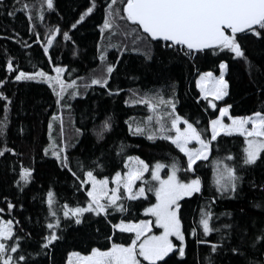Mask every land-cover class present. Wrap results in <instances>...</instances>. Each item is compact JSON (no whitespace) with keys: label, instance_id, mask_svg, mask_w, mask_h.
<instances>
[{"label":"trees","instance_id":"16d2710c","mask_svg":"<svg viewBox=\"0 0 264 264\" xmlns=\"http://www.w3.org/2000/svg\"><path fill=\"white\" fill-rule=\"evenodd\" d=\"M91 3L92 0H53V8L48 9L45 0H0V80L3 81L0 94L7 98L0 100V121L7 116V127L0 134V150L12 149L0 156V216L12 221L14 236L20 238L15 241L20 245L18 252L25 256L26 264H66L70 252L86 255L91 248L104 250L112 242L127 245L133 235L114 230L112 224L148 219L144 208L155 202L151 191L136 200H128L125 196L118 203L123 204L126 211L110 208L107 217L85 213L82 223L75 224L64 217L63 206H85L87 196L83 190H78L79 180L62 168L52 155L60 148L65 149L61 157H69L73 171L81 178L77 161L83 164V170H93L97 179L107 177L110 180L116 171H126L123 161L128 156L139 157L150 167L157 162L167 166L175 161L180 168V179L200 178L201 193L179 202L186 255L181 258L170 254V258H165L167 264H204L206 256L212 264H248L250 260H264V244L250 247L255 235L264 228V189L261 188L264 160L243 167L244 138L238 133L219 135L210 145L208 159L197 161L194 172H186L185 156L169 141L160 138L150 141L146 136L129 132V124L143 127L146 118L153 116L151 125L154 128L156 120L146 105L124 102L145 93L161 95L166 100L171 98L175 102V114L187 119L205 138H210L209 121L219 116V108L230 106L228 114L231 116L251 115L264 108V40L250 33L238 34L248 63L234 59L227 51L214 55L207 50V55L189 57L164 48L162 42L151 41L139 30L131 32L133 26L125 27L126 22L118 16L113 32L106 30L102 34L107 6L113 4L112 11L122 15L126 0H114V3L113 0H95L93 13L73 29L71 25ZM25 5H28L26 9ZM9 12L14 14L9 15ZM53 31L57 35L46 56L43 46ZM65 31L69 33L68 40L63 37ZM146 51L148 59L144 55ZM100 52L104 53L105 61L100 60ZM221 60L227 65L224 78L229 86L228 95L215 101L217 107L211 108L205 99H199L196 79L206 72L219 75ZM9 62L13 66L11 72L7 68ZM107 63L115 65L108 84L105 87L91 85V78L105 74ZM56 66L65 69L61 78L66 83L76 81L75 88H69L62 97L64 107L57 105L53 89L42 80L14 79L17 69L27 73L43 71L54 76L52 69ZM72 91L78 95L70 96ZM5 104L8 105L7 113ZM161 108L163 112L172 111L171 107ZM106 117L111 120L110 129L103 133L104 139L98 140L96 132ZM164 122L166 127H171L167 116ZM121 145L124 146L122 152L119 151ZM229 155L233 157L230 161L226 159ZM97 157L102 167L93 163ZM217 160L234 166L242 177L238 191L230 194V198L216 192L213 168ZM21 167L31 170V178L26 183L20 180ZM167 171L165 167L164 172ZM149 174L146 172L145 178ZM144 187L147 188L145 184ZM49 190L54 194L57 217L48 215ZM8 203L13 205L12 209H8ZM257 203L261 206L255 207ZM202 208L211 211L210 226L219 229L208 237L203 236L199 226ZM55 219L60 221L55 229L58 239L43 249L40 247L42 237L50 231L46 225ZM194 227L197 236L192 235ZM156 231L154 228L153 232ZM221 236L225 239L220 240ZM198 237L218 243L220 248L211 253L209 244L196 243ZM237 245L243 255L230 250Z\"/></svg>","mask_w":264,"mask_h":264},{"label":"snow or ice","instance_id":"6c2138e0","mask_svg":"<svg viewBox=\"0 0 264 264\" xmlns=\"http://www.w3.org/2000/svg\"><path fill=\"white\" fill-rule=\"evenodd\" d=\"M48 9L53 8V0H45ZM114 3V0H113ZM25 9L28 5L24 6ZM96 7L95 0H92L91 6L82 12L79 18L71 25L73 29L81 24L85 18L93 13ZM113 4H109L105 9L103 23L101 25V33L106 30L113 32L115 24L114 20L118 16L120 20L126 22L125 27L131 25L130 31L139 30L150 38L152 41L163 42V47L174 51L183 52L186 56L195 57L199 54L207 55V50L215 55L218 52L227 51L232 54L234 59H242L248 63L245 50L240 44V37L237 34H251L259 40H264V0H126L122 6V15L112 11ZM14 13L9 12V15ZM39 15V13H38ZM57 35L56 31L51 32L47 36V44L43 46L44 54H49V45L52 44L53 38ZM65 40H68L69 33H63ZM139 39V37H137ZM112 46V45H109ZM126 49H120L125 51ZM138 51V49H133ZM75 55V53H73ZM148 59L149 53H144ZM101 61H105L106 57L103 52L99 56ZM226 63L221 60L219 64L220 75L213 76L211 72L202 73L196 81L197 88L200 90L208 106L216 108L215 101L222 100L228 95V82L224 78ZM8 71H13L11 62L7 64ZM115 68L114 64L107 63L104 69L105 74L99 77H93L90 80L91 85L105 87L108 84V77ZM55 73L50 76L43 71H35L27 73L25 71L16 70L14 79L22 80H42L53 89L56 96L58 106L64 107L62 97L69 88H75L76 81L66 83L62 78L65 69L56 66L52 69ZM0 84L3 81L0 80ZM58 89V90H57ZM112 93L109 92V95ZM78 95L76 91H72L70 96ZM135 95V94H134ZM211 97V99H209ZM6 97L0 94V100ZM125 104H141L146 105L149 112L153 113L156 120V126L153 128L151 121L153 116H149L144 121V126L129 124V132L134 135H143L150 141L157 138L164 139L173 144L187 158L186 172H194V165L199 160H207L210 145L221 134L232 135L238 133L244 138L243 155L241 157V165L243 167H251L258 161L264 160V108L253 112L246 116L229 115V107L219 108V116L209 121V129L211 131L210 138H205L200 130L193 126L187 119L175 114V102L173 99H164L161 95L149 96L145 93L142 97H137L131 101L125 100ZM161 106L171 107V112H163ZM4 111L7 113L8 105H4ZM164 116H167L171 127H166ZM227 116L230 123H224L222 118ZM53 119H56L53 116ZM126 123H128L126 121ZM183 123V128L179 125ZM111 120L106 117L101 122L99 130L96 132L98 140L104 139L103 133L110 129ZM250 125V127H248ZM61 126L63 121L61 120ZM7 127V116L0 121V134ZM49 130L53 125L50 122ZM80 132V129H77ZM172 133H175L174 135ZM51 139V137H50ZM195 142L197 148H189L191 142ZM124 146L121 145L119 151H123ZM12 149L0 150V156L5 152H11ZM64 148L53 151L52 155L56 158L57 163L62 168L68 169L73 177L79 180V189L85 192L87 202L85 206L69 207L68 204L63 206V215L65 218L73 220L77 225L82 223L81 217L85 213H91L99 216L107 217L108 210L124 212L126 208L123 204L118 203L126 196L128 200H136L138 197L145 195L146 191H151L155 195V203H151L144 208L147 216L154 217L155 227L161 229L159 235L152 233V222L142 219L137 223H114L113 229L124 233H132L131 243L127 245L112 242L109 247L104 250L93 247L86 255L79 252H70L68 254L67 264H167L166 257L170 258V254L179 255L183 258L185 252V232L182 230V219L179 215L180 204L178 203L184 197H192L194 194L201 193L200 178H191L182 180L177 176L180 170L179 165L173 161L171 165H165L157 162L153 166H149L139 157L128 156L123 161L127 171H116L109 178L97 179L93 170H83V164L77 161V165L82 172L83 178L77 175L71 167V161L67 155L61 157ZM45 155L48 149L44 150ZM15 154V153H13ZM232 160L231 155L226 157ZM97 167H102L100 158L97 157L93 161ZM213 168V183L216 192L221 197L235 194L238 191V182L242 177L237 174L234 166L224 164L222 161H215ZM167 167L166 178L161 175V169ZM151 173V180L155 184L145 188L146 183L143 179L144 173ZM31 178V170L21 167L20 180L27 182ZM137 181H141V187L134 188ZM109 183L113 186L109 188ZM85 185L90 187L85 188ZM255 187V185H253ZM123 193H120V189ZM264 189V185H261ZM48 215L57 217V211L54 209V194L51 190L47 193ZM255 207L261 205L257 203ZM8 209H12L13 205L8 203ZM2 211V209H0ZM211 211L201 209L199 226L203 236L208 237L213 231L219 232L218 228L210 226L212 217ZM58 219L47 223L46 227L49 231L48 235L42 237L40 247L47 249L53 241L58 239L55 229L59 226ZM228 228L229 225H224ZM192 235L197 236V229H192ZM171 237H175L179 244H175ZM19 237L14 236L12 221L0 220V264H26L24 255L18 252L20 245ZM111 241V237H108ZM225 237L221 236L220 240ZM243 239V237H241ZM197 244H209L211 253H216L220 248V244L209 242L202 238H197ZM257 244H264V228H261L259 234L255 235L250 247L255 248ZM233 253L243 255L240 246H233L230 249ZM15 254V255H14ZM39 254V253H37ZM199 264V262H198ZM204 264H212V260L208 256L204 258ZM248 264H264V260L249 261Z\"/></svg>","mask_w":264,"mask_h":264},{"label":"rangeland","instance_id":"374dc122","mask_svg":"<svg viewBox=\"0 0 264 264\" xmlns=\"http://www.w3.org/2000/svg\"><path fill=\"white\" fill-rule=\"evenodd\" d=\"M54 38H55V37H54ZM54 38H53V41H54ZM48 47H50V45H49ZM53 74L55 75L54 72H53ZM219 75H220V72H219ZM219 75H217L216 77H218ZM224 75H225V73H224ZM213 76H214V75H213ZM199 77H200V75L198 76L197 79H199ZM197 79H196V81H197ZM196 88H197V85H196ZM197 90H198L199 93H200L199 88H197ZM209 98L211 99V97H209ZM199 99H204L203 97H201V94H200V98H199ZM218 101H220V100H218ZM222 120H223L224 123H230V121L228 120V117H227V116L223 117ZM179 127L183 128V123H181V124L179 125ZM248 127H250V125H248ZM209 132H210V136H211V131H210V129H209ZM174 134H175V133H174ZM221 135H224V134H221ZM188 147H189V148H197L198 145L193 141V142H191V143L188 145ZM175 148H176V147H175ZM176 149H177V148H176ZM177 150H178V149H177ZM178 151H179V150H178ZM182 154H183V153H182ZM209 154H210V150H209ZM183 155H184V154H183ZM208 157H209V155H208ZM185 159H186V162H187V158H186V157H185ZM199 161H202V160H199ZM164 169H165V168L161 169V175H162L163 177L166 178L167 172L165 173V172H164ZM126 171H127V169H126ZM145 175H146V172L144 173V177H143V179H144V181L146 182L145 185H146L147 187H148L149 185L155 184V182L151 180V173L149 174V177H146V178H145ZM177 176H178V173H177ZM112 186H113V185H112L111 183H109V188H111ZM143 186H144V185H143ZM88 187H90V185H88ZM139 187H141V181H137L136 184L134 185V188H137V189H138ZM121 189H122V188H121ZM152 193H153V192H152ZM153 195H154V193H153ZM144 197H145V195L142 196V197H138L137 199H139V198H144ZM154 197H155V195H154ZM184 198H187V197H184ZM184 198H182V199H184ZM182 199H181V200H182ZM181 200H179L178 203H179ZM154 203H155V202H154ZM0 220H4V219L0 216ZM146 220H149L150 222H153V223H154V217L149 216V218L146 219ZM4 221H8V220H4ZM138 222H139V221H138ZM119 223H121V222H119ZM124 223H128V222H124ZM132 223H137V222H132ZM12 228H13V224H12ZM154 228H156V227H155V223L152 224V233H151V234L159 235L161 229L156 228L157 231H156V232H153ZM114 230H115V229H114ZM116 231H119V230H116ZM125 233H127V232H125ZM131 234H132V233H131ZM132 235H133V234H132ZM170 239H172L173 242H174L175 244H177V245L179 244V241H177V240L175 239V237H171ZM67 260H68V259H67ZM66 264H67V262H66Z\"/></svg>","mask_w":264,"mask_h":264},{"label":"water","instance_id":"95a60500","mask_svg":"<svg viewBox=\"0 0 264 264\" xmlns=\"http://www.w3.org/2000/svg\"><path fill=\"white\" fill-rule=\"evenodd\" d=\"M142 33V32H141ZM145 35V34H144ZM238 35V34H237ZM146 36V35H145ZM150 39V38H149ZM151 40V39H150ZM152 41V40H151ZM153 42H157V41H153ZM162 42V41H161ZM163 43V42H162Z\"/></svg>","mask_w":264,"mask_h":264},{"label":"crops","instance_id":"0c3cea01","mask_svg":"<svg viewBox=\"0 0 264 264\" xmlns=\"http://www.w3.org/2000/svg\"><path fill=\"white\" fill-rule=\"evenodd\" d=\"M225 72H226V70H225Z\"/></svg>","mask_w":264,"mask_h":264}]
</instances>
